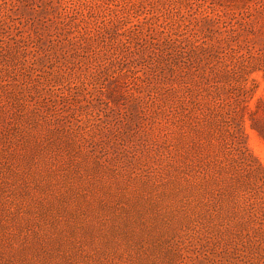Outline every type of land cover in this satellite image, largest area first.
<instances>
[{
  "label": "rangeland",
  "instance_id": "374dc122",
  "mask_svg": "<svg viewBox=\"0 0 264 264\" xmlns=\"http://www.w3.org/2000/svg\"><path fill=\"white\" fill-rule=\"evenodd\" d=\"M0 264H264V0H0Z\"/></svg>",
  "mask_w": 264,
  "mask_h": 264
}]
</instances>
